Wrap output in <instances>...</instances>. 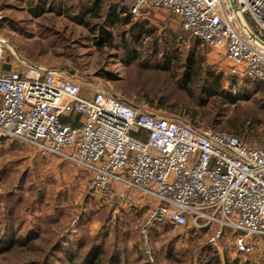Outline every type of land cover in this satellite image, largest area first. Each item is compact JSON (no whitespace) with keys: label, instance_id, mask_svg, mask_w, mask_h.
<instances>
[{"label":"built area","instance_id":"obj_1","mask_svg":"<svg viewBox=\"0 0 264 264\" xmlns=\"http://www.w3.org/2000/svg\"><path fill=\"white\" fill-rule=\"evenodd\" d=\"M119 1L130 2L134 16L158 11L179 18L202 43L224 48L231 75L264 80V46L242 27L230 0ZM237 2L264 41V0ZM6 43L1 37L0 137L82 167L100 197L107 192L109 199L116 184L145 195L153 202L141 228L145 236L152 223L169 222L211 230L209 242L215 244L230 228L241 232L235 237L237 252L254 251L248 239L264 236V137L262 144L251 145L217 128L196 127L134 106L73 74L27 66L5 70ZM231 91L239 92L235 85ZM140 130L147 139L136 134Z\"/></svg>","mask_w":264,"mask_h":264},{"label":"rangeland","instance_id":"obj_2","mask_svg":"<svg viewBox=\"0 0 264 264\" xmlns=\"http://www.w3.org/2000/svg\"><path fill=\"white\" fill-rule=\"evenodd\" d=\"M109 3L105 1L104 10ZM88 11L82 0H0V36L19 54L34 41L58 43L55 54H52L53 67L23 58L35 65L64 70L86 85L96 84L97 88L108 89L126 100L116 88V83L103 77L102 73L117 77L125 75L121 45L124 39L125 43L133 44L135 32L130 26H106L102 17H93ZM134 17L132 21L136 18L145 20L149 22L145 27L156 29V34L147 37L139 47L144 49L145 55L155 49V36L163 37L166 31L185 39L181 47L183 55L193 43V39L182 30L177 17L158 11ZM106 32L111 34L112 46L108 44L110 47L101 50L97 39ZM201 48L205 55V69L223 73L228 89L235 85L242 93L247 92L246 86L257 85L258 82L250 85L246 80L241 84L237 82L229 72L223 47L203 43ZM8 53L15 57L13 68L24 71L25 66L6 46L3 53L6 61H9ZM259 88L262 89L255 93L251 92L252 88L250 94L244 92L246 97L240 99L242 103L228 104L222 119L233 116L247 119L240 106L252 105L255 100L264 102V87ZM129 102L193 125L187 116ZM257 116L264 120V111ZM244 137L248 144H261L264 122L261 135ZM89 178L90 173L82 167L35 146L18 140L0 141V216L8 215L16 205L18 225L8 233H20L24 240V244L0 252V264H45L50 251L55 255L49 264H67L66 254L79 246L81 254L91 247L103 246L107 255L119 264H264V237H251L255 250L249 256H242L234 245L235 235L241 232L230 228L224 229L223 237L215 244L209 242L211 230L193 236L188 226H173L166 231L167 227L163 226L156 234H140V225L148 216L153 202L142 193L116 184L115 191L109 195L115 205L113 214L99 201L100 193L90 188ZM131 209L140 210L139 215L127 213Z\"/></svg>","mask_w":264,"mask_h":264},{"label":"trees","instance_id":"obj_3","mask_svg":"<svg viewBox=\"0 0 264 264\" xmlns=\"http://www.w3.org/2000/svg\"><path fill=\"white\" fill-rule=\"evenodd\" d=\"M105 1L110 3L104 10ZM82 2H84L91 16L102 17L105 20L106 26H130L131 30L135 32L133 44L130 42L125 43L124 39L121 45V48L124 49L123 60L126 65L125 75L117 77L108 72L102 73L103 77L113 80L116 83V88L127 98L126 100L140 105L144 104L156 110H164L166 112L187 116L196 127H205V124L210 125L211 128L226 131L243 140H245L244 136L261 135L264 120L260 119L257 113L264 111V102L255 100L251 102L253 103L252 105H241L240 109L242 113L246 114L247 119H241L235 116L222 119L225 116L224 111L228 104L242 103L240 99L246 97L244 93L246 91L242 93L238 92V94L234 95L225 86L223 73L205 69V55L201 48L203 43L200 39L194 37L191 32L182 28L184 33L193 39V43L188 47L189 49L186 55H183L181 50L182 42L185 39L171 31H166L163 37L156 35L153 41L155 49L152 53L145 55L144 49H140L139 47L144 44V40L147 37L156 34V29L153 27H145L149 23L148 21L138 18L132 21L135 17L130 11L131 5L119 0H82ZM97 44L101 50L104 47L112 46L111 34L106 32V34L101 35L97 39ZM29 45L26 50H20V54L23 57L28 58L34 63L53 67L52 54H55L54 49L59 46L58 43L54 41L42 42L39 40ZM160 46L163 47L159 49ZM7 57L9 61H6L4 58L3 69H14L13 60H15V57L11 53H8ZM235 77L239 84L245 80L249 81L250 85L254 82L259 83L252 87L246 86V93L248 94H250L249 91L251 88V92L255 93L262 89L259 86L264 87V80L252 79L247 76ZM66 121L70 122L71 119H67ZM136 134L141 138L147 139L146 133L141 130ZM103 194L99 201L106 207L108 212L113 213L115 210L113 201L108 199L107 192H103ZM145 207H148V205ZM139 211L131 209L127 213L138 216ZM17 215L18 208L15 205L8 211V215L0 216V252H4L5 250L9 251L16 245L24 244L22 235H19L20 233L15 232L13 235L8 233L11 228L17 227L19 220ZM144 222L140 225V234H142L141 228ZM163 226L167 227L164 229L166 231L174 225L169 222L152 223L147 228V235L160 232ZM182 227H187V225ZM188 230L193 236H200L199 233H207V230L198 231L191 227ZM253 237L258 238L264 236ZM248 243L253 244L255 250V243H253L251 238L248 239ZM238 253L242 256L252 254ZM54 255V251H50L49 255L45 257L44 263H51V258ZM65 261L67 264H119L113 257L107 255L106 249L103 246L96 249L91 247L85 254H81L80 246L79 248L71 249L66 254Z\"/></svg>","mask_w":264,"mask_h":264},{"label":"water","instance_id":"obj_4","mask_svg":"<svg viewBox=\"0 0 264 264\" xmlns=\"http://www.w3.org/2000/svg\"><path fill=\"white\" fill-rule=\"evenodd\" d=\"M231 6L240 22V24L242 25V27L245 29V31L254 39V41L262 46H264V41H262L261 39H259L255 33L253 32V30L250 28L248 22L246 21V19L240 14L239 12V7H238V2L237 0H230ZM1 38V37H0ZM6 46L11 50V52L13 54H15V56L17 57V60L24 66L27 67H33L39 70L44 71L45 73H50V74H54V75H59V76H63V77H69L71 74L61 70L59 68H48V67H44V66H40V65H35L30 63L28 60L24 59L14 48V46H12L11 44H9L8 42L6 43ZM129 102V101H128ZM130 104L134 105V106H138L134 103ZM3 139H5L4 137H0V141H2Z\"/></svg>","mask_w":264,"mask_h":264},{"label":"crops","instance_id":"obj_5","mask_svg":"<svg viewBox=\"0 0 264 264\" xmlns=\"http://www.w3.org/2000/svg\"><path fill=\"white\" fill-rule=\"evenodd\" d=\"M215 51V50H214ZM21 55V54H20ZM22 56V55H21ZM23 57V56H22Z\"/></svg>","mask_w":264,"mask_h":264}]
</instances>
